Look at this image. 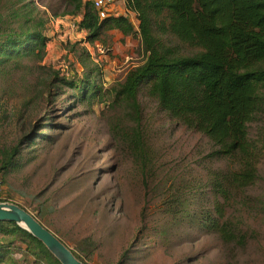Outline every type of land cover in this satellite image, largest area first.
<instances>
[{"label": "rangeland", "instance_id": "obj_1", "mask_svg": "<svg viewBox=\"0 0 264 264\" xmlns=\"http://www.w3.org/2000/svg\"><path fill=\"white\" fill-rule=\"evenodd\" d=\"M27 1L0 0V28H19ZM111 9L138 25L124 0ZM75 19L51 17L52 40L42 61L24 58L0 71V164L4 150H19L7 173L0 168V202L25 207L88 264H264V154L257 184L247 191L252 208L239 212L236 203L245 241L226 243L198 226L196 216L213 200L208 177L227 160L211 156L206 135L168 116L144 92L148 148L141 160L113 129L132 125L124 109L109 101L83 103L68 86L53 84L55 70L81 75L98 65L101 74L92 77L111 87L144 61L138 35L122 41L112 34L108 45L81 43L74 51L73 43L85 38L73 27ZM83 48L91 54L88 67L81 62ZM250 136L264 145V113ZM2 240L9 254L0 264H47L27 242Z\"/></svg>", "mask_w": 264, "mask_h": 264}, {"label": "trees", "instance_id": "obj_2", "mask_svg": "<svg viewBox=\"0 0 264 264\" xmlns=\"http://www.w3.org/2000/svg\"><path fill=\"white\" fill-rule=\"evenodd\" d=\"M124 1L138 25L128 14L100 18L92 0H49L39 3L43 11L36 0L25 2L19 28H0V71L10 63L18 67L24 58L44 59L52 40L51 17L79 18L78 29L86 37L73 43L74 51L81 43L110 44L113 30L123 34L122 41L138 35L144 61L129 69L122 82L105 88L99 78L92 77L101 74L96 65L81 75L55 70L53 84L68 86L83 103L109 101L110 107L124 109L132 125L127 129L117 123L113 129L120 130L141 160L145 161L148 148L142 92L155 99L168 116L206 135L213 145L211 156L227 160L228 166L211 171L208 184L213 200L195 221L226 243L242 244L246 236L236 203L240 201L239 212L252 208L247 191L257 184L264 154V145L250 136L251 124L264 113V0ZM0 22L5 18L0 16ZM81 55L88 67L90 52L83 48ZM18 152V147L3 151L0 168L5 173ZM0 234V262L9 254L2 238L10 236V245L20 239L37 259L61 264L16 222L0 221Z\"/></svg>", "mask_w": 264, "mask_h": 264}, {"label": "water", "instance_id": "obj_3", "mask_svg": "<svg viewBox=\"0 0 264 264\" xmlns=\"http://www.w3.org/2000/svg\"><path fill=\"white\" fill-rule=\"evenodd\" d=\"M0 221H13L40 240L61 264H87L52 230L25 207L11 202H0Z\"/></svg>", "mask_w": 264, "mask_h": 264}, {"label": "built area", "instance_id": "obj_4", "mask_svg": "<svg viewBox=\"0 0 264 264\" xmlns=\"http://www.w3.org/2000/svg\"><path fill=\"white\" fill-rule=\"evenodd\" d=\"M116 1L117 0H92L94 7L96 11L98 12V15L100 18H105L113 14H120L111 9V7ZM75 20L76 22L73 23V27L78 29L77 21L79 20V18ZM82 32H85V31H82ZM2 192H3V185H2V181L0 180V194Z\"/></svg>", "mask_w": 264, "mask_h": 264}, {"label": "crops", "instance_id": "obj_5", "mask_svg": "<svg viewBox=\"0 0 264 264\" xmlns=\"http://www.w3.org/2000/svg\"><path fill=\"white\" fill-rule=\"evenodd\" d=\"M118 33L123 37V34L120 31H118V30L111 31V34H118ZM79 36L82 37V38H83V36L86 37V32H82L81 31ZM129 37L130 36H127L126 38L129 39Z\"/></svg>", "mask_w": 264, "mask_h": 264}]
</instances>
